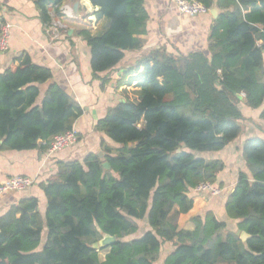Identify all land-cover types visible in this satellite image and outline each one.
<instances>
[{"label": "trees", "instance_id": "trees-1", "mask_svg": "<svg viewBox=\"0 0 264 264\" xmlns=\"http://www.w3.org/2000/svg\"><path fill=\"white\" fill-rule=\"evenodd\" d=\"M33 1L45 26L49 7L58 13L66 0ZM88 1L99 8L98 20L110 22L99 36L79 31L91 52L93 79L104 89L126 53L143 48L149 15L145 0ZM196 1L221 10L208 53L161 48L139 59L138 99L109 109L94 127L105 137L104 157L59 161L39 184L45 216L34 196L0 216V264H158L169 244L162 264H264L261 138L244 143L247 172H239L225 203L236 227L212 211L193 217V230L179 227L194 208V188L217 184L225 168L200 155L221 152L241 136L242 95L252 109L264 103V0ZM18 61L0 74V152L45 153L55 137L74 129L84 109L53 82L52 70L28 55ZM137 221L148 225L140 237ZM238 231L250 238L243 242ZM106 236L115 243L95 249Z\"/></svg>", "mask_w": 264, "mask_h": 264}, {"label": "crops", "instance_id": "crops-1", "mask_svg": "<svg viewBox=\"0 0 264 264\" xmlns=\"http://www.w3.org/2000/svg\"><path fill=\"white\" fill-rule=\"evenodd\" d=\"M65 3L75 6L79 4L78 14L74 22L69 24L67 35L57 43L50 42L40 10L33 0H0V16L13 25L10 48L0 54V74L19 64L18 59L28 55L33 63L49 68L53 73V82L58 83L84 109L83 116L75 123L74 129L79 140L73 148L58 152L51 157L39 150L26 152H0V183L11 177L26 176L35 180V185L23 193H8L0 197V216L12 205L26 197H38L40 210L45 216L47 202L39 184L47 181L57 170L59 161L83 160L89 153L103 152L101 144L104 135L94 131L98 120L107 111L119 103L137 100L140 91L139 82L143 67L138 61L151 50L165 48L171 54L188 55L193 52L208 53V39L215 18L211 10L207 15L189 17L180 14L173 0H145V8L149 15L148 34L142 37L144 46L139 51L127 52L125 59L109 74L110 83L101 88V82L94 80L91 70V52L87 43L79 35L83 29L90 30L93 36L103 34L110 25L108 19L98 20L94 7L88 0H66ZM54 8L49 7V12ZM129 82H132L129 84ZM119 83L121 85H119ZM243 120L242 134L224 150L217 153L201 154L207 160H220L225 168L219 172L217 185L223 189V195L213 197L209 194H195L194 208L179 219V227L193 230L191 219L212 211L220 220L226 221L231 228L235 221L228 219L225 203L228 195L234 191L239 172H247L243 159V146L250 138L264 140V103L258 109L247 106L244 95L239 102ZM108 141V140H107ZM116 147L113 143L110 145ZM142 236L147 230L146 222L137 221ZM45 239L42 244L44 245ZM173 249L167 245L162 260ZM106 253L101 254L105 258Z\"/></svg>", "mask_w": 264, "mask_h": 264}, {"label": "built area", "instance_id": "built-area-1", "mask_svg": "<svg viewBox=\"0 0 264 264\" xmlns=\"http://www.w3.org/2000/svg\"><path fill=\"white\" fill-rule=\"evenodd\" d=\"M177 11L189 17H197L207 15L210 9L196 0H173ZM51 20L45 25V32L52 43L59 42L67 35L69 24L74 22L76 15L74 7L71 4L63 3L58 8V13L55 9L50 12ZM0 16V20H1ZM13 25L3 21L0 24V54L8 52L10 48V40ZM79 140V134L76 129L55 137L48 150L47 156L51 157L54 154L73 148ZM35 185V180L26 176H15L0 183V197L8 193H23L30 190ZM223 189L217 184L210 182H203L194 188L195 194H209L213 197L223 195Z\"/></svg>", "mask_w": 264, "mask_h": 264}, {"label": "water", "instance_id": "water-1", "mask_svg": "<svg viewBox=\"0 0 264 264\" xmlns=\"http://www.w3.org/2000/svg\"><path fill=\"white\" fill-rule=\"evenodd\" d=\"M78 9H79V4L77 3V4H75V6H74V12H75V14H78V12H79ZM211 13H212V15H213L215 18H218V17H219V16H218V13H217V9H215V8L212 9V10H211ZM50 83H51V82H49L48 84H50ZM48 84H47L46 86H48ZM97 155H98L100 158H103V157H104V153H103V152H99V153H97ZM104 167H105L106 169H108V170L111 169V166H110L109 163H105V164H104ZM237 234L240 236V238L242 239L243 242H246V241L250 238V236H249L248 234H246L245 232L238 231ZM115 241H116V238L106 236V237H104V239L101 240L99 243L95 244V245H94V248H95V249H99V248L102 247V246H110V245H112L113 243H115Z\"/></svg>", "mask_w": 264, "mask_h": 264}, {"label": "rangeland", "instance_id": "rangeland-1", "mask_svg": "<svg viewBox=\"0 0 264 264\" xmlns=\"http://www.w3.org/2000/svg\"><path fill=\"white\" fill-rule=\"evenodd\" d=\"M220 197V196H219Z\"/></svg>", "mask_w": 264, "mask_h": 264}]
</instances>
